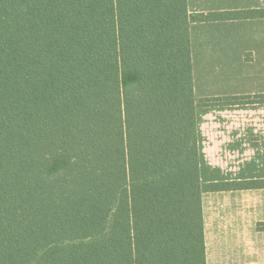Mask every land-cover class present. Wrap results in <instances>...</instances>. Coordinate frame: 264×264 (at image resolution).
Returning a JSON list of instances; mask_svg holds the SVG:
<instances>
[{
  "label": "trees",
  "instance_id": "trees-1",
  "mask_svg": "<svg viewBox=\"0 0 264 264\" xmlns=\"http://www.w3.org/2000/svg\"><path fill=\"white\" fill-rule=\"evenodd\" d=\"M226 12L214 18H246ZM187 0H0V264H207Z\"/></svg>",
  "mask_w": 264,
  "mask_h": 264
},
{
  "label": "crops",
  "instance_id": "crops-1",
  "mask_svg": "<svg viewBox=\"0 0 264 264\" xmlns=\"http://www.w3.org/2000/svg\"><path fill=\"white\" fill-rule=\"evenodd\" d=\"M197 100L264 96V0H187ZM246 18H214L226 12ZM203 183L264 180V101L198 106ZM207 264H264V187L202 194Z\"/></svg>",
  "mask_w": 264,
  "mask_h": 264
}]
</instances>
